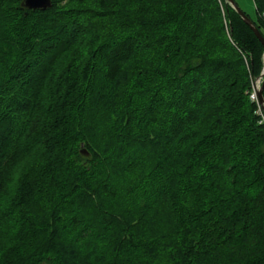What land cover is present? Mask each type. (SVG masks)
Instances as JSON below:
<instances>
[{"label":"trees","instance_id":"16d2710c","mask_svg":"<svg viewBox=\"0 0 264 264\" xmlns=\"http://www.w3.org/2000/svg\"><path fill=\"white\" fill-rule=\"evenodd\" d=\"M51 1L0 0V264H264V46L240 14Z\"/></svg>","mask_w":264,"mask_h":264},{"label":"water","instance_id":"95a60500","mask_svg":"<svg viewBox=\"0 0 264 264\" xmlns=\"http://www.w3.org/2000/svg\"><path fill=\"white\" fill-rule=\"evenodd\" d=\"M226 1L229 2L233 6V8L240 14L242 19L251 28V30L254 32L256 37L260 40V42L264 46V37L260 33V31L257 29V27L254 25L252 20L239 8V6L236 4V2L234 0H226ZM22 5L26 8H30V9L39 8V9L44 10V9H46L52 5V1L51 0H22ZM260 77H261V81H260L259 87L256 89V94H257L258 102H259V104L262 107L263 112H264V95H263L264 65H263V73L258 75V78H260ZM81 151L85 152L86 150L82 149Z\"/></svg>","mask_w":264,"mask_h":264},{"label":"built area","instance_id":"2783aa9c","mask_svg":"<svg viewBox=\"0 0 264 264\" xmlns=\"http://www.w3.org/2000/svg\"><path fill=\"white\" fill-rule=\"evenodd\" d=\"M261 73H263V69H262ZM260 81H261V77L258 78V76L253 80L251 89L249 91V97L252 101H254L257 104V112L261 115V121H264V112H263V109L258 102V98H257V94H256V89L259 87Z\"/></svg>","mask_w":264,"mask_h":264},{"label":"rangeland","instance_id":"374dc122","mask_svg":"<svg viewBox=\"0 0 264 264\" xmlns=\"http://www.w3.org/2000/svg\"><path fill=\"white\" fill-rule=\"evenodd\" d=\"M239 8L245 12H247L249 15H254V5L252 0H235Z\"/></svg>","mask_w":264,"mask_h":264}]
</instances>
